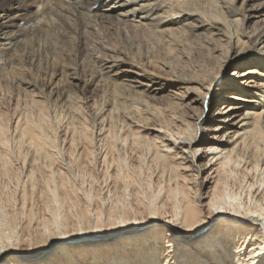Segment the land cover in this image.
<instances>
[{"label":"bare ground","instance_id":"bare-ground-1","mask_svg":"<svg viewBox=\"0 0 264 264\" xmlns=\"http://www.w3.org/2000/svg\"><path fill=\"white\" fill-rule=\"evenodd\" d=\"M17 4L0 0V18L9 17L0 25V80L13 84L15 106L22 107L17 144L35 148L51 171L40 184L31 170L19 197L10 189L0 193L3 204L17 211L4 217L11 229H0V247L31 253L26 259L42 262L60 249L116 242L153 228L169 231V237L178 231V239L185 232L193 238L214 230L205 241L204 260H178L264 264V79H250L263 90L255 103L241 97L225 77L229 69L245 64L256 67L238 76L258 71L264 76V0L256 6H248L249 0ZM24 4L36 8L15 10ZM97 5L102 7L95 10ZM71 34L77 40L76 58L66 59ZM41 35L56 41L45 59L30 55L31 41ZM196 58L202 61L194 64L199 68H188L186 61ZM161 70L174 74L177 86H199L158 106L149 94L164 88L155 86L152 75ZM221 77L225 89H235L228 95L230 104L218 113L226 125L210 129L205 111L223 85L213 88ZM197 90L202 106L211 97L204 113L197 108L199 99L191 96ZM239 100L255 104L239 112ZM184 108L192 112L189 119ZM61 125L68 135V164L88 178L89 187L57 163L52 148H60L54 132ZM10 130L0 124V160L6 158V164ZM209 130L224 132L209 139ZM254 212L259 215H249ZM164 217L168 220L160 221ZM175 261L169 257L165 264Z\"/></svg>","mask_w":264,"mask_h":264},{"label":"rangeland","instance_id":"rangeland-1","mask_svg":"<svg viewBox=\"0 0 264 264\" xmlns=\"http://www.w3.org/2000/svg\"><path fill=\"white\" fill-rule=\"evenodd\" d=\"M120 1H124V0H120ZM261 1L262 0L252 1L251 4L253 3L252 5L256 6ZM108 5L109 4L107 3L106 6H108ZM14 6L17 7L18 4H15ZM8 20H9V17L4 15L3 17L0 18V25H2V23H7ZM3 31H4V29L2 28V26H0V33L2 34ZM71 35H72V37L67 39L70 46H71V52H69L68 56H65L66 59L76 58L74 56L76 54V42H77V40H76L75 35H73V34H71ZM32 37H34V36H32ZM51 38L52 37L45 36V35H43V36L41 35L38 39H37V37L33 38V40L36 39V41L38 43L32 44L33 40L31 41L30 51L33 50V52L30 55L33 56L32 54H34L36 56V57L35 56L34 57L37 59H42V58L45 59L46 57H50L51 54L49 52H47L48 47L52 46V44L56 42L54 39H51ZM59 40L60 39L57 40L58 44L61 43L60 42L61 40L60 41ZM36 46L39 48H37ZM255 51H256V48H255ZM35 53H37V54H35ZM41 55H42V57H41ZM47 55H49V56H47ZM200 62H202V61H200L198 58H196V59L187 60L185 64L186 65L189 64V66L187 65L188 68L195 70V69L199 68V64H197V65H194V64L200 63ZM248 65L249 64H245L243 66L239 65L236 68L229 69V71H227L225 73V77H229V80L231 82L233 81L235 83V87L238 88V92L241 94V97L248 98L247 99L248 101H249V99H254L255 103H257L261 99V95H262L263 90H261V91L258 90V88L255 87L256 86L255 82H250V79L256 81L258 79H261L260 77H264V76L262 75V72H260V71L248 74L246 76L247 78H241L240 76H238L239 72H241V69L244 70V73L246 72L245 70L249 69ZM191 66H192V68H191ZM252 69H249V70H252ZM159 72L160 73L158 75H157L158 71H154V73L152 74V75H154L153 77L155 78L154 83H155L156 87L160 88V85L162 84V85H164V88H162V90H160L158 92H152L149 94L151 96V98L153 99L151 101L154 104H157L158 106L166 105L167 100H169V99L175 100V101L179 100L180 96L182 95V92H184V91L187 92L186 89L188 87L194 88L195 86H199L197 84H190V85L188 84L187 85L185 83L181 84L180 86H177L176 81H175L176 77L174 76V74H170L168 71L163 72L162 70ZM175 75H178V74L175 73ZM233 77H236V79H233ZM4 84L5 85L8 84V86L7 85L5 86ZM226 85L227 84L224 83L222 85V87L219 88V90H217L214 93L215 101L213 103H211L210 108L205 111L206 119H208V122H206V125L210 129L211 128L215 129L220 125L222 127H224V125H226V124H224V122L221 121V119H223L224 117H222L218 113L223 110L222 106L224 104H226L224 106H227L230 104V101H229L230 99H229L228 95H229V93L234 92V89H235V87L225 89ZM12 86H13V84L11 82L6 83L4 80L0 82V113H1L0 124H4V125L8 126L9 129H11L7 133L8 134L7 136L10 140V143H11L9 148H8L9 155H7V157H8L7 161L8 160L9 161L7 163H9V164L12 163L10 165L6 164L5 163L6 158L5 159L2 158L0 160V178H1L0 179V193L4 190L10 189V190L16 191V195L19 197V195L21 194L22 188L24 187V182L28 180V176H29L31 170H33V169L36 170L35 177L38 179L39 182H41L40 184H42L44 178L46 177V174L47 175L50 174L51 169L47 166V160H45V158H42L41 155L38 156V154H40V153L37 152L35 148H29V147H27L26 144H25L26 146L22 145V147H24V148H22L21 146H19L20 144H17V142H16V140L18 138V133L15 131V128H16L18 118L23 111L22 110L20 111V109L22 107L19 108V107L15 106L16 102L14 101V97H13L14 91H13ZM6 91H7V93H6ZM201 94H202V92L200 90H197V93H193V94H191V96L197 97L199 99V102L197 103L198 104L197 108L201 113H204L203 110L205 108H204V106H202V103L200 102ZM7 95H8V97H7ZM98 99L101 100L100 98H98ZM2 100H3V102H2ZM238 102L241 103L240 106L242 107L241 110H239V112H242L243 110H245L250 105L252 106L253 104H255V103L247 102V101H243V100H239ZM90 103L91 102H89V104ZM99 103H100L99 105L101 106L102 103L101 102H99ZM50 105L52 107L51 106H49V107L51 108V110H53V105L52 104H50ZM14 106L16 109L14 108ZM22 106L24 107V105H22ZM31 110L33 111V109H31ZM187 110L188 109L184 108L182 111L187 114ZM190 113H192V112L188 111L187 115L184 114L186 116V118L188 115H192ZM187 119H189V117ZM57 126H56V130L60 127L59 128L60 130L58 129L59 132L57 130L58 135H57L56 131L55 132L53 131V132H54L55 136L57 137V142L59 143L58 144L56 142V145L60 146V148H54V149L52 148V150L57 153V156H58L57 163L58 164L60 163L61 165H63V167L66 170H68V172L71 175L75 176L77 183H79L80 185H83V186L85 185L84 186L85 188L89 187L90 181L87 180L88 178L81 177V175L78 172L79 170L78 169L74 170L73 169L74 167L72 166V168H71V166L68 164L69 159H68V156L66 153L67 152L66 147L68 145L67 144L68 139H64L65 137H68V135L63 134L64 133V131H63L64 126L63 125L59 126L58 128H57ZM154 132L156 134H158V132H156V131H154ZM223 132H224L223 130H219V132L216 130H211V131L209 130L207 132V136H208L207 138L211 139L215 134H223ZM50 133H51V130H50ZM64 140H65V142H64ZM61 145H62V147H61ZM20 155L21 156L27 155V157L23 156V158L22 157L20 158ZM9 157H10V159H9ZM24 157H25V159H24ZM35 157H36V159H35ZM4 164H5V167H7L8 169L4 167ZM96 170H97L98 175L102 172V171H100L101 168H100V170H98L96 167ZM13 212L14 213L17 212L16 208H12L10 206L4 205L3 202L0 200V229H3L2 231H6V232L10 231L11 228L6 223L8 219H6L4 217H6V214H7V216H8V214H10V215H11V213L13 214ZM10 215L8 216L9 218H10ZM2 217L4 218V220ZM5 219H6V221H5ZM164 220H168V219L166 217H164L160 221H164ZM4 224L6 226L7 225L8 226L6 227ZM129 227H132L133 229H137L136 226H129ZM213 231L209 230L204 235H202V236L200 235L199 237H193V238L188 235L189 234L188 232H185L184 234H182V238L178 239V237L176 238V234H179L178 231H177V233L175 231L172 232L173 236L169 237V234H168L169 231H165V230L159 229V228H157V229L153 228L151 230H148L145 233L130 235L128 237H125L122 240H117L116 242L96 244L93 246H87V247H82V248L76 247L75 249H73V248L60 249L56 252V254L54 253L55 254L54 257L51 256L45 261L38 262L36 260L37 258H34V260L27 259V263L28 264H165L167 262V260L169 259V257H171L173 260H176L175 263H173V264H182V262H180V260H178L179 257L184 258V261H185V259H188V257L189 258L192 257V260L195 258H201L204 260L206 258L207 255L205 253H206L207 249L205 248V241L209 238V236H211L213 234ZM168 241L172 242L171 247L166 246ZM251 247L252 246H248V248H246V250L244 252L247 254L251 250ZM169 249H171L174 252H168ZM32 261H34V262L32 263ZM29 262H31V263H29ZM150 262H152V263H150ZM193 263H196V261ZM199 263H201V262H198V264ZM171 264H172V262H171Z\"/></svg>","mask_w":264,"mask_h":264},{"label":"snow or ice","instance_id":"snow-or-ice-1","mask_svg":"<svg viewBox=\"0 0 264 264\" xmlns=\"http://www.w3.org/2000/svg\"><path fill=\"white\" fill-rule=\"evenodd\" d=\"M19 3V0H13V4H17ZM238 3L243 4L244 0H238ZM251 5V0H249V5ZM100 7H102V5H97L95 10H99ZM128 7H132V5H128ZM36 8L35 4H24L19 8H15L16 11H32ZM256 67L255 65H248L249 69H252ZM241 72L243 73L244 70L241 69ZM241 78H247L246 76H242ZM261 79H264V77H260ZM233 79H236V77H233ZM238 82V81H237ZM223 84V78H219L217 79L216 83L213 85V88H217L220 87ZM211 99V97H206L205 100L203 101L204 106L207 108L208 106V101ZM217 212L222 211V209H216ZM249 215L251 216H258L259 213L258 212H254V213H249ZM121 223H123V221H121ZM79 231L83 232L84 229L81 228ZM0 253H4L5 255L9 256V257H16L18 259H10L8 261H5L3 256H0V264H27V257L31 255V253H25V252H8L6 251L5 248L0 247ZM208 264H212V261L209 260Z\"/></svg>","mask_w":264,"mask_h":264}]
</instances>
